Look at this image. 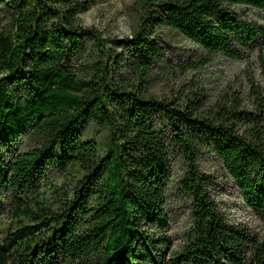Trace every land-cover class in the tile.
Returning a JSON list of instances; mask_svg holds the SVG:
<instances>
[{
  "label": "trees",
  "instance_id": "16d2710c",
  "mask_svg": "<svg viewBox=\"0 0 264 264\" xmlns=\"http://www.w3.org/2000/svg\"><path fill=\"white\" fill-rule=\"evenodd\" d=\"M89 7L90 0H0L10 23L0 22V200H10L0 264H174L164 251L175 156L185 165L177 191L191 223L176 261L264 264V238L229 221L199 167L210 154L264 222V88L248 79L244 92L211 101L198 89L149 91L159 62L174 69L160 27L203 53L184 71L219 55L240 59L264 40V25L234 8L264 11V0H134L136 27L122 41L80 24ZM259 62L264 77L263 53ZM87 122L109 132L102 154L97 141L81 138Z\"/></svg>",
  "mask_w": 264,
  "mask_h": 264
},
{
  "label": "rangeland",
  "instance_id": "374dc122",
  "mask_svg": "<svg viewBox=\"0 0 264 264\" xmlns=\"http://www.w3.org/2000/svg\"><path fill=\"white\" fill-rule=\"evenodd\" d=\"M133 2L134 0H90V7L80 14L79 22L82 26L96 28L103 38L122 41L130 37L136 27L138 14L132 7ZM234 10L242 18L264 25V11L250 7H235ZM0 22L5 28L10 26L6 16H1ZM157 35L165 60L173 64L174 69L163 71L162 68L168 67V64L159 62V67L153 73L149 87V91L156 96L170 97L176 92L185 93L189 89H198L205 94L208 101H211L230 90H243L244 92L248 79H253L264 88V77L259 62L260 53L264 54V40L262 39L252 49L242 50L240 59L219 55L204 65L184 71L185 65L201 60L203 53L200 48L167 27H160ZM84 45L87 52L93 51L91 40H86ZM116 48L119 52L121 51L119 44ZM245 104H250L246 98ZM80 134L83 140L97 141L100 153H103L109 139L107 129H99L93 122H87L81 126ZM26 147L27 143L22 146V149ZM170 166L172 177L167 188L165 209L169 218L168 235L171 239V246L164 251V255L168 262L182 264L176 261L172 253L181 248L191 224L188 202L177 191L178 182L185 173V165L179 156H175L171 158ZM199 167L213 181L210 186L211 196L229 221L244 225L264 238V222L244 205L236 185L227 177L217 161L210 154H203L199 159ZM58 179L57 174L50 176L44 189L50 188ZM70 183L71 180L65 181L64 189L70 187ZM9 211L10 200L7 196L2 197L0 200L1 223H7L6 218Z\"/></svg>",
  "mask_w": 264,
  "mask_h": 264
}]
</instances>
